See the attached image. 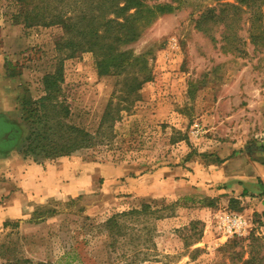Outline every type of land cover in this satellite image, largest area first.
<instances>
[{
	"label": "rangeland",
	"instance_id": "obj_1",
	"mask_svg": "<svg viewBox=\"0 0 264 264\" xmlns=\"http://www.w3.org/2000/svg\"><path fill=\"white\" fill-rule=\"evenodd\" d=\"M159 1L169 4L138 40L121 48L139 57L125 76L100 73L92 52L65 60L71 121L96 132L111 112L116 147L45 159L40 150L23 152L31 129L20 101L43 93L62 28L26 25L13 17L16 0H0L2 72L19 90L18 125L0 129L1 141L19 139L0 151V245L54 264H123L101 224L116 212L151 204V240L141 247L152 257L140 264H230L250 234L261 239L264 253V192L249 190L245 202L230 203L228 181L213 179L218 158L209 141L244 135L251 152L264 149V6L253 29L244 20L234 29L238 41L230 40L222 20L235 11L220 10L215 22L208 9L236 0ZM251 34H261L257 45ZM134 76L141 85L129 93L124 80L133 85ZM195 121L205 128L200 138L191 132ZM228 212L248 219L247 233L228 239L219 233ZM244 249L248 259L250 249Z\"/></svg>",
	"mask_w": 264,
	"mask_h": 264
},
{
	"label": "trees",
	"instance_id": "obj_2",
	"mask_svg": "<svg viewBox=\"0 0 264 264\" xmlns=\"http://www.w3.org/2000/svg\"><path fill=\"white\" fill-rule=\"evenodd\" d=\"M16 3L20 9L13 14L14 19L26 25H59L62 28V34L55 43L56 67L43 77V93L39 97L25 95L20 101L22 119L31 129L23 152L40 150L42 158L56 159L84 149L115 148L114 137L109 130L115 121L111 112L104 117L96 132L71 121V105L64 88L65 60L84 52H92L100 73L111 72L125 76L139 57L123 51L122 46L138 40L169 3L159 0H16ZM263 6L264 0H236L222 7L208 9L211 16L216 18L215 22L221 21L218 19L220 10L223 12L230 8L235 11L234 15L222 17V20L230 27V40L239 41L241 38L234 29H241L243 20L245 23L250 22L249 30L253 29L256 20L260 21ZM246 13L252 16L244 19ZM259 35L251 34L255 45L259 43ZM235 50L242 52L241 48ZM133 80V85L127 79L124 80L129 93L138 90L141 85L138 76H134ZM126 94L129 95L128 92ZM11 141L16 143L18 140ZM154 213L156 210H153L151 204H143L140 208L116 212L101 224V231L107 237L108 247L116 260L123 264H140L151 259V251L141 245L151 240L153 229L150 216ZM248 240L251 242L247 246L243 245L241 250L234 252L236 258L230 264H264L261 239L250 234ZM244 247L250 249L248 259H244ZM0 256L4 257L3 264H54L18 254L9 245H0Z\"/></svg>",
	"mask_w": 264,
	"mask_h": 264
},
{
	"label": "crops",
	"instance_id": "obj_3",
	"mask_svg": "<svg viewBox=\"0 0 264 264\" xmlns=\"http://www.w3.org/2000/svg\"><path fill=\"white\" fill-rule=\"evenodd\" d=\"M1 59L2 58H0V129L2 131H7L14 125H18L15 111H17L16 102L18 100L19 90L15 87L16 80L2 72V68L4 67L1 66ZM234 108H232L233 111ZM232 114L231 116L228 115V118L233 117ZM243 136L244 135L240 137V135L236 134L231 138L229 136V138H211L209 140L212 143L213 152L216 154V158H218L216 164L212 165L214 167L212 170L213 179L218 183L228 181V186L226 185V188L230 191V203L234 199L245 202L248 198L247 191L249 190L264 192V149H256L251 152L247 147V140ZM0 138L2 137L0 136ZM8 138H12V136L10 135ZM16 145L17 143L11 140H9V142L0 140V151H5L6 149L11 150ZM0 160L2 159L0 158ZM42 169L43 168L38 167L36 171L39 173ZM166 175L169 176L171 174L166 173ZM225 191V188L218 189L219 193Z\"/></svg>",
	"mask_w": 264,
	"mask_h": 264
},
{
	"label": "built area",
	"instance_id": "obj_4",
	"mask_svg": "<svg viewBox=\"0 0 264 264\" xmlns=\"http://www.w3.org/2000/svg\"><path fill=\"white\" fill-rule=\"evenodd\" d=\"M191 132L196 138H200L203 136L205 128L199 121H195L191 127ZM249 227V221L244 215L237 212H228L224 223L219 224L218 229L219 233L225 239H228L235 235H244L248 232Z\"/></svg>",
	"mask_w": 264,
	"mask_h": 264
}]
</instances>
